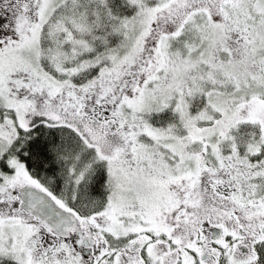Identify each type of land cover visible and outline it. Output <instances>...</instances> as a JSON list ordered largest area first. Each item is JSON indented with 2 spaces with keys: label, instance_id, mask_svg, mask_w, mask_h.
<instances>
[{
  "label": "snow or ice",
  "instance_id": "snow-or-ice-1",
  "mask_svg": "<svg viewBox=\"0 0 264 264\" xmlns=\"http://www.w3.org/2000/svg\"><path fill=\"white\" fill-rule=\"evenodd\" d=\"M0 264H264V0H0Z\"/></svg>",
  "mask_w": 264,
  "mask_h": 264
}]
</instances>
